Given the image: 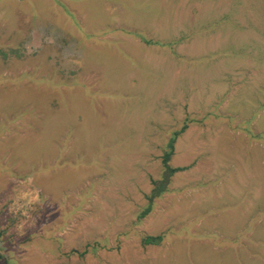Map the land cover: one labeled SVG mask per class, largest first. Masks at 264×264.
<instances>
[{
	"label": "rangeland",
	"instance_id": "1",
	"mask_svg": "<svg viewBox=\"0 0 264 264\" xmlns=\"http://www.w3.org/2000/svg\"><path fill=\"white\" fill-rule=\"evenodd\" d=\"M263 113L264 0H0V264H264Z\"/></svg>",
	"mask_w": 264,
	"mask_h": 264
},
{
	"label": "clouds",
	"instance_id": "2",
	"mask_svg": "<svg viewBox=\"0 0 264 264\" xmlns=\"http://www.w3.org/2000/svg\"><path fill=\"white\" fill-rule=\"evenodd\" d=\"M37 199L38 197L35 193L21 190L17 193L16 198L11 201V206L14 208V210H18L23 206L30 205L32 201H35ZM17 228L18 230L22 231L24 228L23 222L17 225Z\"/></svg>",
	"mask_w": 264,
	"mask_h": 264
},
{
	"label": "trees",
	"instance_id": "3",
	"mask_svg": "<svg viewBox=\"0 0 264 264\" xmlns=\"http://www.w3.org/2000/svg\"><path fill=\"white\" fill-rule=\"evenodd\" d=\"M173 142H174V139L171 141L170 148H169V150L167 151V153H166V155H165V160L169 157V155H171L172 148H174ZM168 166H169V165H168ZM168 166H167V173H168V174H172V173H174L176 170H179V169H180V167H171V166H170V168H168ZM169 172H170V173H169ZM148 208H149V207H146V208L142 211L141 214H142V215L145 214V213L147 212Z\"/></svg>",
	"mask_w": 264,
	"mask_h": 264
},
{
	"label": "crops",
	"instance_id": "4",
	"mask_svg": "<svg viewBox=\"0 0 264 264\" xmlns=\"http://www.w3.org/2000/svg\"><path fill=\"white\" fill-rule=\"evenodd\" d=\"M246 62H247V61H246ZM246 62H245V63H246ZM210 77L214 79V78H215V74H213V75L211 74ZM258 116H259V120H260V122H261L262 124H264V113H263L262 115L259 114ZM247 130H248V129H247ZM245 132H246V130H245ZM240 133H241V132H239V131L236 132L237 135H235V136H236L235 139H236L237 141H239ZM259 138H260L261 140H264V134L260 135ZM235 139H234V140H235Z\"/></svg>",
	"mask_w": 264,
	"mask_h": 264
}]
</instances>
